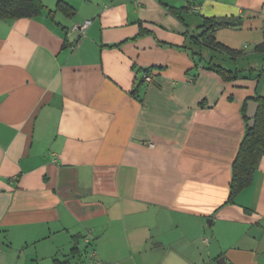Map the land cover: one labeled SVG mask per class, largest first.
<instances>
[{"label": "crops", "instance_id": "1", "mask_svg": "<svg viewBox=\"0 0 264 264\" xmlns=\"http://www.w3.org/2000/svg\"><path fill=\"white\" fill-rule=\"evenodd\" d=\"M42 1L0 18V264H264V157L229 201L264 0Z\"/></svg>", "mask_w": 264, "mask_h": 264}, {"label": "trees", "instance_id": "2", "mask_svg": "<svg viewBox=\"0 0 264 264\" xmlns=\"http://www.w3.org/2000/svg\"><path fill=\"white\" fill-rule=\"evenodd\" d=\"M44 8L42 0H0V18L14 19L19 17H33L41 13ZM58 8L67 14H73L74 10L63 1H59ZM225 20L217 18H205L204 30L195 39L196 43H203L211 49L221 53H226L232 57L243 53L241 50L230 48L219 42L216 32L219 27L225 24ZM235 25V23H232ZM215 67V66H212ZM216 71L226 80L238 77L237 72L225 69L221 66L215 67ZM255 101L259 107L255 117V124L252 128L248 127V117L246 118V131L241 142L239 151L232 165V180L230 184L229 201H234L236 196L247 186L250 185L255 169L260 160L264 157V95L256 96ZM247 105H245L246 110Z\"/></svg>", "mask_w": 264, "mask_h": 264}, {"label": "water", "instance_id": "3", "mask_svg": "<svg viewBox=\"0 0 264 264\" xmlns=\"http://www.w3.org/2000/svg\"><path fill=\"white\" fill-rule=\"evenodd\" d=\"M258 107H259V104L254 99H251L248 101V109H247L246 116L249 119L248 120V127L249 128H252L255 124V117L257 114Z\"/></svg>", "mask_w": 264, "mask_h": 264}, {"label": "built area", "instance_id": "4", "mask_svg": "<svg viewBox=\"0 0 264 264\" xmlns=\"http://www.w3.org/2000/svg\"><path fill=\"white\" fill-rule=\"evenodd\" d=\"M91 20L90 19H87V20H85L84 22H82V23H79V24H75L74 26H73V29L74 30H78L80 33H84L86 30H87V28H88V26L91 24ZM145 79L147 80V81H150L151 79H152V75L151 74H147L146 76H145ZM94 255V252L91 254V256H93Z\"/></svg>", "mask_w": 264, "mask_h": 264}]
</instances>
